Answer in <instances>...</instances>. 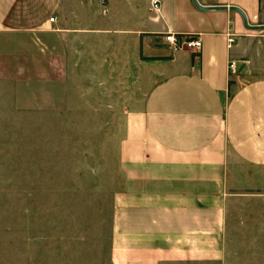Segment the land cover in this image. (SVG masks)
<instances>
[{
  "label": "crops",
  "instance_id": "crops-1",
  "mask_svg": "<svg viewBox=\"0 0 264 264\" xmlns=\"http://www.w3.org/2000/svg\"><path fill=\"white\" fill-rule=\"evenodd\" d=\"M158 1L0 0V34L59 19L69 99L113 90L132 110L110 264H264V0Z\"/></svg>",
  "mask_w": 264,
  "mask_h": 264
},
{
  "label": "rangeland",
  "instance_id": "rangeland-1",
  "mask_svg": "<svg viewBox=\"0 0 264 264\" xmlns=\"http://www.w3.org/2000/svg\"><path fill=\"white\" fill-rule=\"evenodd\" d=\"M0 78V264H110L131 108L113 90L69 99L59 19L0 34Z\"/></svg>",
  "mask_w": 264,
  "mask_h": 264
},
{
  "label": "built area",
  "instance_id": "built-area-1",
  "mask_svg": "<svg viewBox=\"0 0 264 264\" xmlns=\"http://www.w3.org/2000/svg\"><path fill=\"white\" fill-rule=\"evenodd\" d=\"M153 8L159 9V1L153 0ZM56 18H51V22H55ZM166 42L173 46L175 50L182 49H195L200 50L202 47V39L198 36H185V35H177L175 33H168L165 36ZM235 40L233 37H229L228 39V47L231 48ZM228 70L231 75L236 74L237 71V61L230 60L228 64Z\"/></svg>",
  "mask_w": 264,
  "mask_h": 264
},
{
  "label": "water",
  "instance_id": "water-1",
  "mask_svg": "<svg viewBox=\"0 0 264 264\" xmlns=\"http://www.w3.org/2000/svg\"><path fill=\"white\" fill-rule=\"evenodd\" d=\"M194 2L196 3L197 6H199L197 0H194ZM240 12L243 13L242 11H240Z\"/></svg>",
  "mask_w": 264,
  "mask_h": 264
}]
</instances>
